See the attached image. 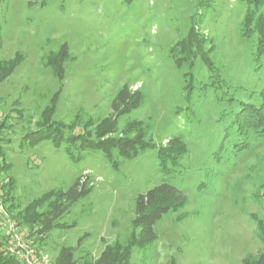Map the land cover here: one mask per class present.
Instances as JSON below:
<instances>
[{
    "label": "rangeland",
    "instance_id": "rangeland-1",
    "mask_svg": "<svg viewBox=\"0 0 264 264\" xmlns=\"http://www.w3.org/2000/svg\"><path fill=\"white\" fill-rule=\"evenodd\" d=\"M247 8L243 0H0V62L21 60L0 83L1 234L14 226L49 264L63 248L76 264H93L136 232L138 196L166 180L187 201L154 224L155 240L135 247L129 264H240L261 253L264 137L245 138L230 126L242 104L262 102L264 57L255 60L256 36L241 29ZM193 18L220 81L200 59L179 68L170 55ZM122 88L139 91L142 103L117 117L111 104ZM52 106L51 122L68 138L140 135L146 149L132 156L112 149L109 159L83 142H24ZM111 121L113 132L99 138ZM174 137L185 153L165 177L157 149ZM76 181L88 193L63 203L48 233L24 223L34 200L51 195L39 214Z\"/></svg>",
    "mask_w": 264,
    "mask_h": 264
},
{
    "label": "trees",
    "instance_id": "trees-1",
    "mask_svg": "<svg viewBox=\"0 0 264 264\" xmlns=\"http://www.w3.org/2000/svg\"><path fill=\"white\" fill-rule=\"evenodd\" d=\"M243 1L248 4V8L241 26L242 35L248 37L252 35L256 36L254 57L256 61H260L261 58L264 57V0ZM200 22L201 20L199 19H192V24L186 37L177 42L175 47L172 48L170 55L174 59L176 66L179 68H181L182 65L191 68L194 65V61L200 59L205 64L210 75L213 77L215 76V78L219 80L218 69L210 60L209 52L204 51L203 45L205 42L198 35L197 26ZM65 57L66 47L64 46L56 54L58 63H62ZM20 61L16 60L11 63L0 62V83L12 74L14 69L20 64ZM260 95L262 99L260 106L256 107L252 104H242L241 108L234 114L230 126L238 135L245 136V138L249 134H254L257 137H264V88L260 92ZM141 103L142 95L139 91L132 92L127 88H122L116 94L111 104V108L115 115L119 117L137 109ZM53 109L52 106L50 113L45 117L43 116L42 123L35 132L24 136V142L32 145L39 141L47 140L51 141L56 148L61 147L63 144L71 145V143H73L76 145L77 143L81 144L83 142V147L86 149L100 150L109 159L111 158L110 154L112 149H116L123 156H132L137 154L138 151L146 149V145L142 142L140 135L134 139H107L105 141L98 140L96 143H85L86 141L81 137L68 138L64 135L59 126L52 124L51 117L53 116ZM44 113L45 112H43V114ZM115 124L116 121L105 122V126L100 128L97 136L100 138L112 133L115 129ZM30 140L31 142H29ZM166 144V147L157 149L158 165L159 172L165 177H170L175 172L173 167L177 165L178 161L185 153V148L180 137H174ZM235 145L246 147L247 142H238ZM0 172H2V169H0ZM77 187L78 181H76L66 192L58 193V196L56 197L57 200L52 202L46 210L39 214H35L34 210L38 206L41 207L44 203L49 201L51 195L46 193L40 198L34 200V202L25 210V214L31 217V220L28 222L25 221L24 223H38L40 229L37 231V234L48 233L54 227L52 223L53 218L62 213L61 207L62 209L67 207L64 206L63 203L67 202V205H71L80 196L88 193L84 187L80 191ZM62 199L63 202L61 203L60 201ZM56 201H58V203H56ZM186 201L183 192L176 186L168 183L166 180H163L161 184L148 190L145 194L139 195L136 202V216L132 222L133 228L136 232H132L130 238L125 244L116 241L113 245L106 246L93 264H129L132 251L135 247L148 246L155 240L156 236L153 230L154 224L160 221L164 215L177 212L182 206H184ZM2 238H5V236L0 232V245L4 243ZM0 264H19V262L12 257L4 256L0 248ZM55 264H76L72 251L66 248L61 249ZM240 264H264V250L255 257H245Z\"/></svg>",
    "mask_w": 264,
    "mask_h": 264
},
{
    "label": "built area",
    "instance_id": "built-area-1",
    "mask_svg": "<svg viewBox=\"0 0 264 264\" xmlns=\"http://www.w3.org/2000/svg\"><path fill=\"white\" fill-rule=\"evenodd\" d=\"M5 236L7 244L4 253L17 260L19 264H49L47 256L36 254L14 226L9 228Z\"/></svg>",
    "mask_w": 264,
    "mask_h": 264
}]
</instances>
